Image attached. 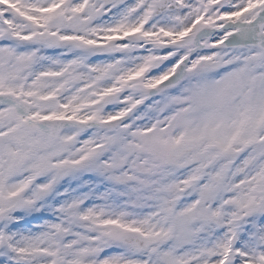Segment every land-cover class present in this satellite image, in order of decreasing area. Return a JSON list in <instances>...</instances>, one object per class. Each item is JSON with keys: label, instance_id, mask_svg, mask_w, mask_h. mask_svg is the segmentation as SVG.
Instances as JSON below:
<instances>
[{"label": "snow or ice", "instance_id": "obj_1", "mask_svg": "<svg viewBox=\"0 0 264 264\" xmlns=\"http://www.w3.org/2000/svg\"><path fill=\"white\" fill-rule=\"evenodd\" d=\"M0 264H264V0H0Z\"/></svg>", "mask_w": 264, "mask_h": 264}]
</instances>
